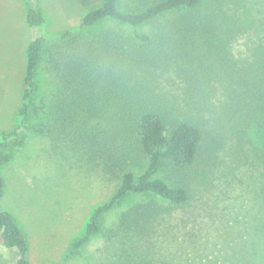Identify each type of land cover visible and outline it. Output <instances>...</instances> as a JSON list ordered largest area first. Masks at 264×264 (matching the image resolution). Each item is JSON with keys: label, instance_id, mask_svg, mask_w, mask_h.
Returning a JSON list of instances; mask_svg holds the SVG:
<instances>
[{"label": "trees", "instance_id": "obj_1", "mask_svg": "<svg viewBox=\"0 0 264 264\" xmlns=\"http://www.w3.org/2000/svg\"><path fill=\"white\" fill-rule=\"evenodd\" d=\"M19 1L25 24L41 33L25 47L17 124L0 133V153L30 132L67 145L81 163L117 181L69 242L63 261L80 255L97 235L117 239L155 233L159 220L190 203L204 114L217 111L212 99L216 73L190 58L214 31L228 28L232 17L226 12L243 8L240 0H78L85 10L79 26L51 37L43 31L40 0ZM253 56L251 79L242 81L248 88L243 99L251 102L246 116L262 108L264 136V59L260 49ZM43 63L52 90L42 116L36 97ZM4 189L0 173V201ZM129 196L143 199L105 225V216ZM0 241L15 253L13 264H30L22 227L1 206Z\"/></svg>", "mask_w": 264, "mask_h": 264}, {"label": "rangeland", "instance_id": "obj_2", "mask_svg": "<svg viewBox=\"0 0 264 264\" xmlns=\"http://www.w3.org/2000/svg\"><path fill=\"white\" fill-rule=\"evenodd\" d=\"M239 2L243 8L226 12L232 17L228 28L214 31L211 41L190 58L192 64L216 73L212 99L217 111L204 114V138L190 203L159 220L155 233L117 239L97 235L80 255L63 261L69 242L81 233L92 209L113 193L117 181L81 163L67 145L30 132L0 153L5 181L0 206L22 227L30 264H264L262 108L246 116L251 102L243 99L248 88L242 84L251 79L253 52L260 49L264 59V0ZM40 3L46 17L43 31L49 37L76 29L85 12L78 0ZM108 26L129 31L112 23ZM39 33L25 24L19 0H0V133L17 124L25 47ZM38 82L36 105L43 116L52 90L45 63ZM141 199L129 196L105 216V225L111 226L121 212ZM15 257L0 241V264H13Z\"/></svg>", "mask_w": 264, "mask_h": 264}]
</instances>
